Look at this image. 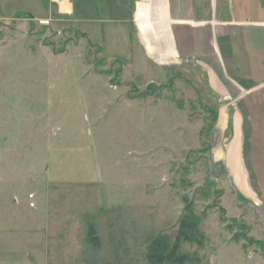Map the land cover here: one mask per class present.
I'll return each instance as SVG.
<instances>
[{
    "label": "rangeland",
    "instance_id": "374dc122",
    "mask_svg": "<svg viewBox=\"0 0 264 264\" xmlns=\"http://www.w3.org/2000/svg\"><path fill=\"white\" fill-rule=\"evenodd\" d=\"M167 2L168 15L153 0H71V13L0 0V264H39L46 187L72 176L101 179L105 198L158 191L182 211L162 234L171 247L181 221L195 222L178 240L193 261L231 240L264 260V193L246 152L256 200L226 159L235 113L245 150L252 137L264 147V120L248 116L239 84L228 95L205 56L183 50L179 27L194 23L174 21Z\"/></svg>",
    "mask_w": 264,
    "mask_h": 264
},
{
    "label": "crops",
    "instance_id": "0c3cea01",
    "mask_svg": "<svg viewBox=\"0 0 264 264\" xmlns=\"http://www.w3.org/2000/svg\"><path fill=\"white\" fill-rule=\"evenodd\" d=\"M170 7L174 21L194 23L179 27L183 50L204 55L228 95L239 84L243 91L236 96L244 97L248 116L254 123L264 120V0H170ZM209 65L200 63L208 71ZM254 141L252 137L246 151L242 140V151L264 193V174L257 170L264 166V147ZM72 177L56 180L48 191L46 187L43 238L33 251L43 258L39 264H180L144 259L151 242L180 220L182 211L170 206L169 199L160 204L158 191L143 196L136 185L124 195L111 190L105 198L98 187L101 179ZM91 224L97 246L89 240ZM200 252L201 260L181 264H264L233 240L221 241L211 253Z\"/></svg>",
    "mask_w": 264,
    "mask_h": 264
},
{
    "label": "trees",
    "instance_id": "16d2710c",
    "mask_svg": "<svg viewBox=\"0 0 264 264\" xmlns=\"http://www.w3.org/2000/svg\"><path fill=\"white\" fill-rule=\"evenodd\" d=\"M194 226V221L189 222L187 219L182 220L178 237L172 247L165 241V238L162 237V234L156 237L147 248V251L144 254L145 259L151 263L169 262L181 264L185 262H193L189 254L179 250L180 245L178 240L180 237H184L186 241L190 242V237L192 235L190 236L186 231H189ZM89 240L95 246H97L99 243L96 230L92 224L89 227Z\"/></svg>",
    "mask_w": 264,
    "mask_h": 264
},
{
    "label": "water",
    "instance_id": "95a60500",
    "mask_svg": "<svg viewBox=\"0 0 264 264\" xmlns=\"http://www.w3.org/2000/svg\"><path fill=\"white\" fill-rule=\"evenodd\" d=\"M242 130L241 118L238 112L234 115L233 135L226 147V159L233 181L240 192L248 198L256 200L248 189V181L242 165Z\"/></svg>",
    "mask_w": 264,
    "mask_h": 264
},
{
    "label": "bare ground",
    "instance_id": "6f19581e",
    "mask_svg": "<svg viewBox=\"0 0 264 264\" xmlns=\"http://www.w3.org/2000/svg\"><path fill=\"white\" fill-rule=\"evenodd\" d=\"M152 1V0H151ZM168 0H153V2H154V5L156 4V3H158V2H160L161 4H163V10L164 11H166V13H167V15H168V7H169V5H168V2H167ZM145 5H146V8L148 9V5H149V0H145ZM171 8V7H170ZM63 10H65L66 12H68V13H71L72 12V4L71 3H69V2H65L64 4H63V8H62ZM155 9V8H154ZM147 13V12H146ZM158 15V14H157ZM157 17V16H156ZM159 18V17H158ZM148 19V18H147ZM185 22V21H184ZM183 22V23H184ZM151 27H153V30H154V32H152L151 31V34H152V36H153V34L155 33V35L157 36L156 38H158L159 40H163V37L161 38V35L160 34H158L159 33V30L160 29H158V27H156L154 24H152V26ZM165 27V26H164ZM169 29V28H168ZM182 34V33H181ZM180 34V35H181ZM182 36V35H181ZM169 40V39H168ZM170 40H171V38H170ZM164 41V40H163ZM182 42H183V40H182ZM166 43H167V40H166ZM162 46V45H161ZM212 46V45H211ZM175 53V52H174ZM172 56L173 57H175V54H172ZM177 56V55H176Z\"/></svg>",
    "mask_w": 264,
    "mask_h": 264
},
{
    "label": "built area",
    "instance_id": "2783aa9c",
    "mask_svg": "<svg viewBox=\"0 0 264 264\" xmlns=\"http://www.w3.org/2000/svg\"><path fill=\"white\" fill-rule=\"evenodd\" d=\"M51 2L54 3L55 5H57L60 8L61 12H66L65 10L62 9L63 8V4L65 2L71 3V0H51Z\"/></svg>",
    "mask_w": 264,
    "mask_h": 264
}]
</instances>
